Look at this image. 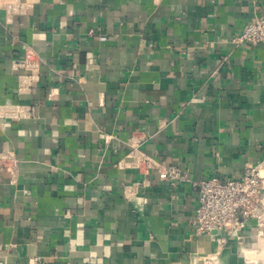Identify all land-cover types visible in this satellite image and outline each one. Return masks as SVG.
Instances as JSON below:
<instances>
[{
    "label": "crops",
    "instance_id": "1",
    "mask_svg": "<svg viewBox=\"0 0 264 264\" xmlns=\"http://www.w3.org/2000/svg\"><path fill=\"white\" fill-rule=\"evenodd\" d=\"M20 1L0 10V264H264L256 221L192 226V182L264 171V44L238 41L264 0Z\"/></svg>",
    "mask_w": 264,
    "mask_h": 264
},
{
    "label": "built area",
    "instance_id": "2",
    "mask_svg": "<svg viewBox=\"0 0 264 264\" xmlns=\"http://www.w3.org/2000/svg\"><path fill=\"white\" fill-rule=\"evenodd\" d=\"M0 10L10 17L21 15L24 5L20 0H0ZM239 42L252 45L264 44V19H254L238 38ZM167 181L171 185L189 181L186 174L176 167L168 169ZM198 206L192 226L197 234L215 231L240 230L243 223L254 220L259 236L264 233V171L250 166L239 180L212 177L192 182Z\"/></svg>",
    "mask_w": 264,
    "mask_h": 264
},
{
    "label": "rangeland",
    "instance_id": "3",
    "mask_svg": "<svg viewBox=\"0 0 264 264\" xmlns=\"http://www.w3.org/2000/svg\"><path fill=\"white\" fill-rule=\"evenodd\" d=\"M262 232L264 233V228L262 229ZM260 238L262 240L260 252H263V253H261V257L263 258V262H264V235Z\"/></svg>",
    "mask_w": 264,
    "mask_h": 264
}]
</instances>
